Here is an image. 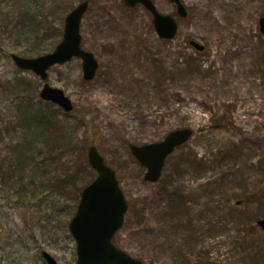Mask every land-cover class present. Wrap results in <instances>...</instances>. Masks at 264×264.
Instances as JSON below:
<instances>
[{
	"label": "rangeland",
	"instance_id": "obj_1",
	"mask_svg": "<svg viewBox=\"0 0 264 264\" xmlns=\"http://www.w3.org/2000/svg\"><path fill=\"white\" fill-rule=\"evenodd\" d=\"M85 1L82 47L99 62L96 78L84 81L79 59L52 68L47 83L62 89L75 111L53 106L52 136L43 140L28 129L24 137L15 106L24 93L1 86L35 82L27 98L45 111L44 82L18 69L11 55L26 57L25 33L41 21L37 15L53 22L55 40ZM153 1L177 21L173 41L160 40L146 9L122 0H39L12 10L11 19L32 26L0 37V162L19 143L29 160L0 187V264H47L43 252L76 264L69 224L96 178L91 146L116 171L131 205L114 240L119 249L144 264H264V0H181L187 18L170 1ZM4 11L0 19L10 9ZM181 129L193 137L171 155L158 183L146 182L130 145L160 143ZM74 174L77 180L63 181Z\"/></svg>",
	"mask_w": 264,
	"mask_h": 264
},
{
	"label": "water",
	"instance_id": "obj_2",
	"mask_svg": "<svg viewBox=\"0 0 264 264\" xmlns=\"http://www.w3.org/2000/svg\"><path fill=\"white\" fill-rule=\"evenodd\" d=\"M127 7L142 5L153 17L155 30L162 40H173L178 32L176 20L159 12L153 0H123ZM177 5L181 18H187L188 12L181 0H168ZM89 8L85 1L71 11L64 26L62 42L49 54L37 58H25L12 55L15 65L23 71L33 72L43 82L49 78V70L62 66L73 59H80L85 81H93L99 69V62L92 52L82 48L81 24ZM260 30L264 35V17L260 19ZM192 46L202 51L203 46L196 42ZM43 101L53 103L70 113L74 110L72 100L59 88L45 83L40 92ZM193 136L191 129H181L169 134L160 143L144 146L131 145L130 150L139 164L147 169L145 181L157 183L163 173L168 157L186 144ZM90 166L98 173L92 184L81 195L77 214L69 229L77 243V264H143L119 250L113 244V238L124 225L129 203L120 187L116 172L108 166L104 157L95 146L88 151ZM264 231V218L258 222ZM1 242V237H0ZM48 264L58 262L48 253H44Z\"/></svg>",
	"mask_w": 264,
	"mask_h": 264
},
{
	"label": "trees",
	"instance_id": "obj_3",
	"mask_svg": "<svg viewBox=\"0 0 264 264\" xmlns=\"http://www.w3.org/2000/svg\"><path fill=\"white\" fill-rule=\"evenodd\" d=\"M32 1L36 2L39 0H0V12H5L4 8L7 7L10 9L6 16L0 19V37L4 34L12 36L14 35L13 33L17 32L18 30L20 31V33H22V26L26 31L28 28H30V26H32L31 24H28L26 29L24 22L15 21L14 19L10 18L13 16L11 13L13 12L12 10L14 8L20 6L26 7V3ZM21 13L25 14L26 11H23ZM36 19H39L41 21L35 24L34 29H30V31H27L28 33H25L29 38V46L24 49L22 54L26 57L36 58L51 53L61 42L63 37V31L59 29V33L57 34V36H55L57 39L54 40L53 22L50 20L40 19L38 15L33 18V20L35 21ZM32 83L35 82H32L31 80H27L25 78H20L14 81H9L6 84H2L1 88H3V90H10L11 88V91H14L13 89H15V91H18L19 93H24L23 96H25V98L21 95V100L15 102L17 112H19L20 115L22 114L21 118L23 122L21 124V128L23 135L25 137L27 135L26 131L28 129H31V131H33L32 133H40L44 140L45 138L52 136L51 131L57 124V114L54 112L53 105L45 103L40 99L39 104L45 106L47 110L43 111V109L41 110L40 108L34 109L33 104L35 105L36 103H33L31 99L27 98L28 95L26 92V88L30 87ZM22 145L23 144L21 143L11 145L13 152L12 158L10 160L9 158H5L0 162V173H4L0 176V187H7V185H11V182H13L16 178V176L12 173L19 172L21 174L26 171L25 163H27L29 158L25 157L22 154ZM76 177L77 174L69 175L67 178L63 179V181L73 182L77 180ZM22 178L23 177L21 175L15 181V183L19 187L18 194L19 192H21L23 187L21 180ZM90 183L91 182H89L88 185ZM5 191H9V189Z\"/></svg>",
	"mask_w": 264,
	"mask_h": 264
}]
</instances>
